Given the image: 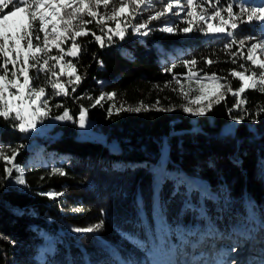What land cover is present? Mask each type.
I'll return each mask as SVG.
<instances>
[{
  "label": "trees",
  "instance_id": "16d2710c",
  "mask_svg": "<svg viewBox=\"0 0 264 264\" xmlns=\"http://www.w3.org/2000/svg\"><path fill=\"white\" fill-rule=\"evenodd\" d=\"M165 2L150 0L132 23L147 21ZM236 2L220 0V6ZM247 2L256 5L259 0ZM107 23L115 28V22ZM164 24L186 26L169 15L151 21L149 28L157 30L147 36L129 28L123 40L114 36L104 47L91 34L77 39L82 50L71 61L82 79L76 84L75 76L60 78L68 95H52L45 74H38L34 86L43 85L49 93V116L67 108L71 120L21 133L0 118V146L9 156L10 148L19 149L13 163L26 181L15 183L21 174L15 169L11 178L0 180V264H146L150 257L162 258V243L179 245L182 233L193 239L188 231L204 232L209 226L228 233L244 224L250 209L257 215L264 212V91L247 89L241 94L246 102L238 108L233 107L237 98L227 91L241 84L231 70L243 71L240 64L252 67L244 57L253 41H246L244 56L231 55L238 44L224 47L232 39L264 37V30L242 24L234 37L197 31L172 34L158 31ZM87 27L102 35L95 22ZM191 60L197 61L192 71L200 77L208 74L200 81L217 83L210 79L214 73L225 85L224 99L202 116L182 110L199 90L183 63ZM109 93L114 99H108ZM121 106L146 110L117 111ZM82 107L93 117V126L118 147L76 133ZM167 108L172 111L160 110ZM236 117L243 119L237 123ZM229 128L232 135L226 134ZM5 166L11 167L0 159V178ZM53 169H63L66 175ZM48 192L63 195L50 199L43 195ZM100 221L104 225L97 232L73 231ZM213 243L215 248L209 250L218 253L228 242L209 241L207 246Z\"/></svg>",
  "mask_w": 264,
  "mask_h": 264
},
{
  "label": "snow or ice",
  "instance_id": "6c2138e0",
  "mask_svg": "<svg viewBox=\"0 0 264 264\" xmlns=\"http://www.w3.org/2000/svg\"><path fill=\"white\" fill-rule=\"evenodd\" d=\"M146 4H150V0H0V118L9 122L10 126L18 129L19 132L29 133L37 129L38 122L49 117L50 95L46 92L45 86H34V81L39 78V73H44V83L52 88V95H68V90L60 81V77L75 76L76 84L82 79L76 74L75 64L65 59L79 56L82 49L77 42L78 37L91 34L94 41L104 47L106 42H113L114 36L123 40L129 28L133 34L147 36L151 31L157 30L149 28L151 21L167 18L169 15L177 17L186 26L164 24L158 29L161 33L188 34L197 31L205 35L223 33L228 37H234L235 31L242 24H256L264 30V0H259L256 5L248 3L247 0L244 2L237 0L236 3H227L223 7L220 6V0H166L161 10L150 15L147 21L133 24L132 20L137 18ZM101 7L108 11L101 12ZM234 8H238V11H234ZM181 12L184 13L183 17L180 15ZM108 21L115 22V28L108 26ZM212 21L217 23L213 24ZM93 22L102 35H97L87 27ZM246 41H253L247 47V55L244 57L251 62L252 67L240 64L239 67L243 71L231 70L230 75L241 81V84L235 90L230 86L227 87V91L237 98L233 105L237 108L246 102L241 94L247 89L259 88L260 91H264V60L258 59V54L264 53V37L247 36L240 40L232 39L224 47L227 50L238 44L239 48L231 55L244 56L243 48ZM69 42H71L69 47H63ZM53 49L57 50L56 54H52ZM205 62L213 63L212 60ZM232 62L236 63V60L233 59ZM183 63L191 72L190 78H196L197 82L209 78L207 73L200 77L198 73L192 71L197 61ZM58 67L59 72L56 71ZM65 68L70 71L65 73ZM256 69H259V72ZM171 70L166 69V71ZM32 72L37 75L30 74ZM210 79L216 81L218 87H225L219 83L220 78H217L214 73ZM69 83L73 81L70 80ZM176 83L180 85L181 81L176 79ZM75 90L73 87L72 91ZM180 91L186 98L188 97V93L183 91L182 86ZM114 96L115 94L109 93L108 99H114ZM205 98L206 94L188 99V103L182 106V110L192 115L202 116L212 109L213 103H219L224 99V93H219L214 100L209 99L206 108L201 103ZM103 99L102 94L96 98L95 103L98 105ZM193 104L199 107L193 110L191 107ZM120 110L140 112L146 110V107L123 109L121 106L117 111ZM160 110L172 111L171 108ZM111 111L110 108L109 112ZM86 116L87 110L81 108L79 111L81 129L85 128ZM53 119L71 120L72 116L65 108L62 114L56 115ZM234 119L239 123L243 117ZM226 134L232 135V129H227ZM10 150L11 155H6L4 147L0 146V159L5 161L6 165H11V167L5 166L4 177L0 180L11 178L15 169L16 172L21 173L15 177V183L23 185L26 181L22 170L13 163L19 155V149L10 148ZM52 171L61 176L66 175L63 169ZM43 195L55 199L63 193L48 192ZM103 225L104 222L100 221L86 228H75L73 231L92 233L101 230ZM187 237L193 239L186 238L182 233L178 236L179 245L172 244L165 247L162 243L159 248V255L162 258L150 257L146 264H264V212L257 215L250 209L244 224L233 227L228 233L209 226L204 232L190 230L187 232ZM225 240L228 242L227 246L218 253L209 250V248H215L214 243L207 246L209 241Z\"/></svg>",
  "mask_w": 264,
  "mask_h": 264
},
{
  "label": "rangeland",
  "instance_id": "374dc122",
  "mask_svg": "<svg viewBox=\"0 0 264 264\" xmlns=\"http://www.w3.org/2000/svg\"><path fill=\"white\" fill-rule=\"evenodd\" d=\"M181 14H184V13L181 12ZM84 37L85 36L78 37L77 39L82 40V39H84ZM250 44H248V46H250ZM69 46H70V44H69ZM52 54H56V53L53 52ZM71 58L72 57H66L65 59L66 60H71ZM258 59L264 60V53H259L258 54ZM56 71H58V72L60 71L59 67L56 69ZM68 71H70V69L65 68V73H67ZM65 76L66 75H62L60 78H64ZM196 82H197V79H196ZM198 83H199V90H198V93L196 94V96L206 94V98L201 102L203 104V106L206 108L207 104L209 102V99H213L214 100L217 97V95L222 92V90H221L220 87L217 86V83L212 82V81H205V82L199 81ZM191 107L193 108V110H195L197 107H199V105L193 104V105H191ZM82 108H84V107H82ZM55 116H49V117L45 118L42 122H38L37 129H33L31 131L42 130V129L47 128V127L49 128L54 123L55 120L53 119V117H55ZM93 121H94L93 117H90L87 114L85 128L81 129L79 127V112H78L77 130H76L77 132L76 133L79 136L100 139V140H103V141L107 142L112 147H118L119 146L118 142L116 140H114V139H107L104 132H102L101 130H99L96 127L93 126ZM171 174H172L171 176H173L175 174V172H172ZM215 246H216V244H215ZM212 251H214V250H212Z\"/></svg>",
  "mask_w": 264,
  "mask_h": 264
}]
</instances>
